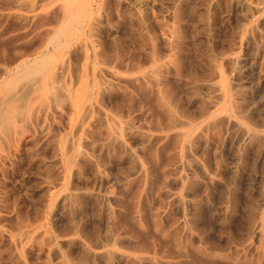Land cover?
<instances>
[{"label":"rangeland","instance_id":"1","mask_svg":"<svg viewBox=\"0 0 264 264\" xmlns=\"http://www.w3.org/2000/svg\"><path fill=\"white\" fill-rule=\"evenodd\" d=\"M15 1L1 68L76 10L59 86L94 107L0 140V264H264V0Z\"/></svg>","mask_w":264,"mask_h":264},{"label":"bare ground","instance_id":"2","mask_svg":"<svg viewBox=\"0 0 264 264\" xmlns=\"http://www.w3.org/2000/svg\"><path fill=\"white\" fill-rule=\"evenodd\" d=\"M16 1H18V2L20 1L19 6L22 5L24 7L25 6L34 7L33 5H35V6L42 5L45 2H47L48 0H16ZM62 7H64V6H62ZM58 8H59V6H57V9ZM27 9L28 8H26V10ZM35 9L36 8L34 7V10ZM65 11H67V10H65ZM62 12H64V11H62ZM77 12H76V10H75V12L74 11L68 12L62 17V15L64 14L63 13L61 15V17L63 18L62 24H60L61 28L59 26L56 27L55 30L47 28L49 31L54 30V31H51L52 33L50 32L51 36L47 37L46 39L41 41L38 45L36 44L35 47H31L30 44H32V43L27 44L32 48V49L30 48V51L32 53L36 52V51H38V52H45L46 51V52L50 53L49 55H46V57H43L40 60H36L33 63L30 62L31 64H27L29 61H27V63H25L23 60V55L26 54L25 53L26 51L25 52L21 51L18 57H15V58L9 60L10 62L8 61L7 63H5V66H3L2 68H1V64H0V73H4V71L11 69V68H16L18 70L15 74H12L14 76L11 79L6 80L7 82L4 85L5 87L2 90H0V91H2L1 96H0V140L10 137V135H13V133L17 134L20 129L22 130V127L24 128L25 125H27L29 122L32 121L31 119L34 115H36L37 113L39 114V112H41V111H43V113H44V111L47 110L48 107L55 106L56 101H59V97H60V99L62 98L64 100L68 101L69 102L68 104H70L71 106L73 103H75L76 106L79 108V112L81 111L84 114V116L88 115L90 113L91 109L94 107L92 100L90 98H88V95L86 93H81L80 96L76 97L75 96L76 92L69 91V90L66 91V89H63L64 88L63 85L59 86V79L62 77L64 70L66 68V65H65L66 61L65 60H64L65 62L63 61L62 55L65 54V52H68L70 49H72L73 52L81 50V45L72 47L71 42H68L67 40L66 41L59 40L60 33L64 34L66 32L67 33L70 32L72 30V28H71L72 21L77 20L80 17V14ZM24 16H25V14H24ZM41 16L42 15H40L39 17H41ZM57 16H59V15H57ZM18 17H20V16H18ZM25 17H27V16H25ZM38 21H41V19ZM42 21H43V19H42ZM42 21H41V23H42ZM35 22H37V20ZM30 23H31V21H30ZM42 24H40V26ZM36 25L39 26L38 23ZM58 25H59V23H58ZM45 29H46V27L44 29H42L43 30L42 32L44 34L47 33L46 32L47 29L46 30ZM44 30L46 33L44 32ZM37 31H39V30H37ZM40 32H41V29H40ZM72 32H70V33H72ZM70 33H68V34H70ZM36 41H38V40H36ZM6 45L0 46V57L5 56L6 52L8 53V51H9L8 50L9 46L6 47ZM8 54L12 55L11 52ZM27 56H25V57L27 58ZM39 58H40V56H39ZM27 60H28V58H27ZM2 61H3V59H2ZM3 62H5V61H3ZM0 63H1V61H0ZM12 65H14V66H12ZM108 75L113 79H118V76L113 72H109ZM33 118H35V117H33ZM261 137H263L262 139L264 140V135L260 136V138ZM251 138H254V137H251ZM115 139H116V136H115ZM115 139L113 137V140H115ZM256 139H257V137H256ZM258 140L262 141L261 139H258ZM74 151H76V150H74ZM0 158H5V155H2L1 152H0ZM71 160L74 161V158L73 159L71 158L69 161L72 162ZM139 170H140V168L137 169L136 171H139ZM262 219L264 220V218H262ZM260 221H261V219H260ZM259 227H260V225H259ZM259 231L258 230L256 231L258 237L262 236V235H260ZM261 234H263V233H261ZM72 243L76 246H81L80 241L76 238H74L72 240Z\"/></svg>","mask_w":264,"mask_h":264}]
</instances>
